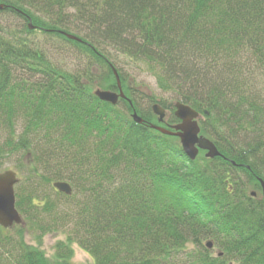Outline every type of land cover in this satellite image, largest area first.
I'll return each mask as SVG.
<instances>
[{"label": "trees", "instance_id": "1", "mask_svg": "<svg viewBox=\"0 0 264 264\" xmlns=\"http://www.w3.org/2000/svg\"><path fill=\"white\" fill-rule=\"evenodd\" d=\"M0 4V14L21 22H0V172L10 169L6 158H19L15 206L23 217L0 226V264H73L72 243L94 264H264V0ZM35 32L74 46L86 69L58 67L27 37ZM124 59L154 75L169 101L198 111L200 133L220 154L201 150L192 160L177 137L151 128L179 119L172 108L159 123L151 105L139 107ZM112 67L131 105L93 93V84L117 91ZM57 180L72 193L57 191ZM27 231L64 238L49 258L27 244Z\"/></svg>", "mask_w": 264, "mask_h": 264}, {"label": "rangeland", "instance_id": "2", "mask_svg": "<svg viewBox=\"0 0 264 264\" xmlns=\"http://www.w3.org/2000/svg\"><path fill=\"white\" fill-rule=\"evenodd\" d=\"M0 22L7 28L12 29L14 26L20 28L21 23L19 19L9 14H0ZM27 37L35 45L42 47L43 51L47 56H49L53 63L56 64L61 69L72 72V73H81L84 71L89 64L87 58L74 46L63 42L57 37L53 36H44L40 32H35ZM121 66V71L125 72L129 78V83L134 87L135 96L138 99L139 107L146 109L151 105V102L148 101L147 96H154L156 99L169 101L170 92H164L159 89L156 84L155 76L149 73L141 63L135 64L130 62L127 59H124V62L119 64ZM93 73L98 75L100 72L99 66L92 67ZM18 76L25 77L23 70L20 69ZM96 84H93V90L97 88ZM19 125H17V131L19 130ZM4 133L1 132L0 135ZM23 163V162H22ZM20 165L19 158L17 156H10L3 161L2 168H10L17 172V166ZM18 177L20 178L21 173L17 172ZM20 185L14 187V192L19 188ZM41 193H47L50 197H55L56 193L50 190V187L43 186ZM39 190L35 191V196H41ZM25 241L27 244H31L34 247H39L44 251L45 255L49 258H53L54 246L56 241L64 238L62 233L59 232H49L44 234L42 237L34 235L32 232H26ZM39 237V238H37ZM72 256L71 262L73 264H94L92 256L80 248L77 243L71 244ZM215 251V250H214Z\"/></svg>", "mask_w": 264, "mask_h": 264}, {"label": "water", "instance_id": "3", "mask_svg": "<svg viewBox=\"0 0 264 264\" xmlns=\"http://www.w3.org/2000/svg\"><path fill=\"white\" fill-rule=\"evenodd\" d=\"M2 7L3 5L0 4V8ZM28 26L29 28L34 27L31 20H29ZM61 33L69 39L81 40L72 33L65 31H61ZM112 72L116 79L117 91L96 88L93 90V93L99 99L111 104H116L119 98H122L127 100L131 105V101L123 93L119 74L115 67H112ZM171 108H174V115L179 119L178 123L173 124L170 128L151 123H148V125L163 134L177 137L184 153L192 160L196 158L199 150H205V156L209 158H213L220 154L214 142L200 133V125L198 123L200 114L190 105L174 100L169 101L165 107L157 102L151 105V111L157 117L158 122L163 121L166 109ZM131 118L136 123L144 122V119L135 110L131 112ZM17 181L18 178L15 171L7 169L0 172V225L4 228L11 227L14 223H22L23 221L15 207L14 185ZM258 181L261 187V195L264 200V180L258 178ZM52 185L56 190L64 194L69 195L72 193V188L67 181L57 180L54 181ZM250 194L254 195L255 192H251ZM206 246L210 248L212 247V243L208 241Z\"/></svg>", "mask_w": 264, "mask_h": 264}]
</instances>
